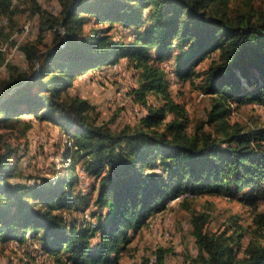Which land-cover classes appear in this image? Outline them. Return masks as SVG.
Masks as SVG:
<instances>
[{
	"label": "trees",
	"instance_id": "1",
	"mask_svg": "<svg viewBox=\"0 0 264 264\" xmlns=\"http://www.w3.org/2000/svg\"><path fill=\"white\" fill-rule=\"evenodd\" d=\"M12 2L0 0V13L15 14ZM73 2L60 0L55 13L31 0L38 34L19 46L29 67L8 62L0 79V129L8 131H0V242L36 243L60 264H121L129 231L181 193L240 194L253 206L264 201V124L246 128L228 117L233 103L264 108V0H78L71 9ZM45 48L54 49L40 56L28 79ZM122 58L137 73L136 93L148 113L113 129L69 89L77 77ZM171 58L179 79H199L198 89L212 99L192 130L169 88L164 62ZM150 94L161 104L152 105ZM25 115L69 134L62 154L72 153L71 163L53 176L13 179L22 172L9 138L32 126L17 127ZM76 165L92 178L88 191ZM86 211L92 219H84ZM209 219L206 212L191 217L198 247L192 264H264V240L245 242L248 228L241 225L211 231ZM253 223L260 236L264 210Z\"/></svg>",
	"mask_w": 264,
	"mask_h": 264
},
{
	"label": "rangeland",
	"instance_id": "2",
	"mask_svg": "<svg viewBox=\"0 0 264 264\" xmlns=\"http://www.w3.org/2000/svg\"><path fill=\"white\" fill-rule=\"evenodd\" d=\"M38 1L49 11L57 13L61 9L60 0ZM234 1L239 3L243 0ZM30 2L31 0H13L11 8L16 6L17 12L12 16L0 13V79L8 75V62L22 68L29 67V62L19 46L38 34V16L29 10ZM50 39L51 32L48 31L46 41L50 42ZM48 49L51 48L44 50ZM204 64L197 69L201 70ZM164 65L172 95L185 106L190 118L189 130H192L196 122L206 118L212 99L198 89L199 79L193 83L188 79H179L173 58L166 60ZM34 71L35 69L32 73ZM137 88V73L127 59L122 58L113 66L105 65L77 77L69 91L90 101L93 106L91 114L97 122L119 129L125 124L139 122L148 113L147 106L138 98ZM147 98L154 106L162 102L153 94ZM228 117L231 123L238 122L249 128L264 124V108L254 103H233ZM23 118L25 119L16 124L17 127L23 128V124L31 121L32 126L25 129L23 136L15 137L19 131L17 128L9 138L18 148V166L22 172V175L13 179L26 180L28 174L53 176L57 168L71 163L72 153L68 157L62 154L66 144L70 142L69 134L52 123L33 116L25 115ZM206 128L211 129L212 126L206 125ZM0 131L8 132L5 129ZM76 171L81 177L80 186L88 191L92 178L84 176L78 165ZM262 210L264 201L260 200L253 206L242 199L240 194L230 196L214 192L181 193L169 200L164 208L155 210L140 228L129 231L130 241L121 255V264H192V259L198 252L192 235L191 217L194 212H206L210 215L207 228L211 231L228 229L230 233L241 225L248 228L243 237L245 242L250 238L264 240V232L258 236L251 231L255 226V212ZM83 216L86 220L92 219L89 211ZM0 264L60 263L54 257L43 253L36 243L0 242Z\"/></svg>",
	"mask_w": 264,
	"mask_h": 264
},
{
	"label": "water",
	"instance_id": "3",
	"mask_svg": "<svg viewBox=\"0 0 264 264\" xmlns=\"http://www.w3.org/2000/svg\"><path fill=\"white\" fill-rule=\"evenodd\" d=\"M77 1H78V0H74L73 4H72V6H71V9L74 8V6H75V4H76ZM61 33H62V35H63L64 41H66L67 35H66V30H65V27H64V23H63V22H62V25H61ZM53 49H54V48H51V49H48V50H44V51H42V52L37 56V58H36V67H35V71L31 74V76H30L28 79L32 78L33 76H35V75L37 74V72H38V70H39V67H40V61H39L40 56H41L43 53H45V52H47V51H50V50H53Z\"/></svg>",
	"mask_w": 264,
	"mask_h": 264
}]
</instances>
